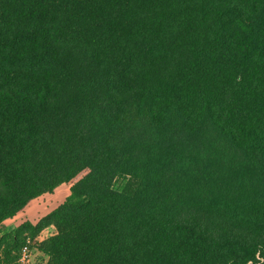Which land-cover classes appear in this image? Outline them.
I'll return each mask as SVG.
<instances>
[{
    "label": "trees",
    "instance_id": "obj_1",
    "mask_svg": "<svg viewBox=\"0 0 264 264\" xmlns=\"http://www.w3.org/2000/svg\"><path fill=\"white\" fill-rule=\"evenodd\" d=\"M61 185L0 244L55 226L49 264L185 237L264 264V0H0V226Z\"/></svg>",
    "mask_w": 264,
    "mask_h": 264
},
{
    "label": "rangeland",
    "instance_id": "obj_2",
    "mask_svg": "<svg viewBox=\"0 0 264 264\" xmlns=\"http://www.w3.org/2000/svg\"><path fill=\"white\" fill-rule=\"evenodd\" d=\"M132 186V182L127 176H118L113 184V189L117 193L125 192ZM69 195V189L66 185H61L52 194H44L35 199L32 204L21 214L11 220H7L0 226V239L11 233L12 229L20 228L23 224L29 222L34 227L44 221L52 212L57 210ZM157 226H151L150 229ZM58 235V230L55 226H49L43 229L40 233H34L31 230H25L21 236V243L18 251H12L9 248L11 239L6 237L3 243L0 244V264H49L50 257L44 250V244L51 238ZM161 235V234H160ZM187 238L179 239V242H170L176 244L178 249H186L176 251L174 246L165 242L168 254L166 260H162L157 251L162 247L157 239H148L144 241V246L133 247V252L130 253L132 264H146L147 259L153 257L150 264H200L203 262V255L194 248L195 242ZM1 241V240H0ZM27 248V257L24 256V249ZM155 252V253H154ZM220 254L226 255L228 250L219 251Z\"/></svg>",
    "mask_w": 264,
    "mask_h": 264
},
{
    "label": "built area",
    "instance_id": "obj_3",
    "mask_svg": "<svg viewBox=\"0 0 264 264\" xmlns=\"http://www.w3.org/2000/svg\"><path fill=\"white\" fill-rule=\"evenodd\" d=\"M23 253H24V256L27 257V255H26V253H27V248L24 249Z\"/></svg>",
    "mask_w": 264,
    "mask_h": 264
}]
</instances>
